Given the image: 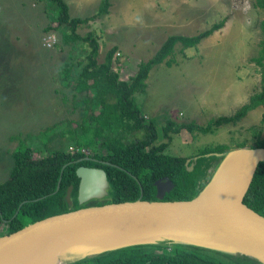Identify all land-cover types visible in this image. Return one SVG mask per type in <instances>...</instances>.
I'll return each mask as SVG.
<instances>
[{"label": "rangeland", "instance_id": "374dc122", "mask_svg": "<svg viewBox=\"0 0 264 264\" xmlns=\"http://www.w3.org/2000/svg\"><path fill=\"white\" fill-rule=\"evenodd\" d=\"M99 3L87 4L83 16L92 15ZM254 3L255 0H109L108 15L88 23L99 44L97 62L115 46L113 56L118 55L112 70L117 71L119 80H126L168 35H195L224 20L219 30L194 47L181 49L177 43L172 54L174 62L169 67L163 63L153 66L145 80V90L134 94L143 120H154L155 143L165 141L161 128L166 119L205 125L211 118L233 114L258 91L260 75L249 58L257 53L264 10ZM54 15L55 7L49 0H0V182L12 164L10 152L17 142L11 137L24 139L36 157L54 149H73L69 130L76 128L73 122L82 118L85 95L75 94L72 87L85 61V45L79 41L63 43L60 37L65 27L43 31ZM84 27L77 32L83 34ZM49 32L54 34L55 42L46 47L43 37ZM64 65H71L72 71L66 78L60 71ZM263 111L264 105H259L236 123L220 125L212 133L180 130L171 134L164 152L185 157L216 144H224L229 150L240 143L253 146L264 135V123L259 122ZM140 135L133 132L124 138ZM101 140H95V147L97 152L105 153ZM221 156L217 154L216 158ZM211 166L210 169L216 166V160ZM70 264L85 263L73 260Z\"/></svg>", "mask_w": 264, "mask_h": 264}, {"label": "trees", "instance_id": "16d2710c", "mask_svg": "<svg viewBox=\"0 0 264 264\" xmlns=\"http://www.w3.org/2000/svg\"><path fill=\"white\" fill-rule=\"evenodd\" d=\"M49 1L55 7V15L43 31H58L65 27L60 37L63 43L79 41L85 45V61L76 73L72 87L75 94L85 95L83 115L80 122H73L76 128L69 130L74 144L70 151L54 149L36 157L34 149L24 139L11 137L17 143L10 152L12 164L8 175L0 182V235L43 217L79 207L75 200L78 178L74 172L78 166L101 168L109 184L106 198L91 200L86 205L132 201L138 197L153 200V183L163 178L173 183L172 189L164 194V200H186L196 195L208 182L222 157L217 159L216 155H223L228 147L224 144L205 146L194 156L185 157L169 155L164 149L171 140V134L180 130L212 133L220 125L234 124L248 111L264 105V17L259 22L261 38L257 53L249 58L260 75L258 91L252 93L233 114L211 118L205 125L166 119L161 128L165 141L155 143L154 120H143L134 94L145 90V80L153 66L163 63L169 67L174 62L172 54L177 43L181 49L194 47L201 39L219 30L224 20L212 23L195 35H168L149 59L138 63L132 76L119 80L117 71L112 70L116 47H110L102 61L97 62L99 44L96 35L91 30L83 34L77 32L80 26L88 27L90 21L106 14L109 0H100L97 10L83 18L69 16L63 0ZM254 5L264 10V0H255ZM60 71L66 78L72 72L71 65H64ZM61 80L63 82L64 79ZM259 122L264 123V111ZM133 132H141V135L129 140L124 138ZM97 138L102 139L100 147L105 149V153L97 152ZM236 147H244V144ZM249 147H264V135ZM83 149L92 152L86 154ZM215 160L216 166L210 169ZM188 165L192 167L190 171L187 170ZM57 180L58 189L55 191ZM68 192L69 196L66 195ZM242 201L264 216V162L257 165ZM77 261L85 264H260L244 255L177 242L131 245Z\"/></svg>", "mask_w": 264, "mask_h": 264}, {"label": "water", "instance_id": "95a60500", "mask_svg": "<svg viewBox=\"0 0 264 264\" xmlns=\"http://www.w3.org/2000/svg\"><path fill=\"white\" fill-rule=\"evenodd\" d=\"M229 156L230 162L234 156L238 159L230 170L217 176ZM187 162L186 159L184 164ZM260 162H264V147H235L223 153L208 182L190 199L164 200L173 183L163 178L153 183V200L138 197L98 205L86 203L108 196L109 184L104 171L78 166L74 172L78 178L75 200L79 207L0 235V264H33L42 252L60 260L61 264L70 263L90 256L83 254L67 260L86 250L75 248L77 244L119 233L130 234L133 239L97 253L165 241L240 254L264 264V216L242 201ZM191 168L187 166L188 171ZM58 183L59 180L55 191Z\"/></svg>", "mask_w": 264, "mask_h": 264}, {"label": "bare ground", "instance_id": "6f19581e", "mask_svg": "<svg viewBox=\"0 0 264 264\" xmlns=\"http://www.w3.org/2000/svg\"><path fill=\"white\" fill-rule=\"evenodd\" d=\"M238 157H233L230 162V156L228 157V161L225 162L218 170L217 176L222 174V172L230 170L231 167L234 166V161H236ZM133 239L130 237V234L126 233H119V234H109V235H102L98 236L96 238L90 239L87 242H81L80 244H77L75 248H81L86 249L81 254H76L74 256H71V258L67 260H72L74 258H78L79 256L83 254H90L97 253L101 249L107 248V247H115L120 246L126 243H130L129 241ZM80 249V250H81ZM39 256L37 258V261L33 264H61L60 260H55L50 254L47 253H39Z\"/></svg>", "mask_w": 264, "mask_h": 264}, {"label": "crops", "instance_id": "0c3cea01", "mask_svg": "<svg viewBox=\"0 0 264 264\" xmlns=\"http://www.w3.org/2000/svg\"><path fill=\"white\" fill-rule=\"evenodd\" d=\"M66 5H67V9H68V14L71 17H79V18H83L85 16V9H86V5L87 4H95L97 1L99 2L100 0H63ZM73 12H75V16L73 15ZM109 13V7L107 9V13L102 15L104 17H106ZM101 17V16H100ZM85 31L89 30V27H84Z\"/></svg>", "mask_w": 264, "mask_h": 264}, {"label": "built area", "instance_id": "2783aa9c", "mask_svg": "<svg viewBox=\"0 0 264 264\" xmlns=\"http://www.w3.org/2000/svg\"><path fill=\"white\" fill-rule=\"evenodd\" d=\"M43 42H44L46 47H51L54 44V42H55L54 34L51 33V32L45 34L44 37H43ZM116 55H118V53H115V55L112 58L114 59V57Z\"/></svg>", "mask_w": 264, "mask_h": 264}]
</instances>
